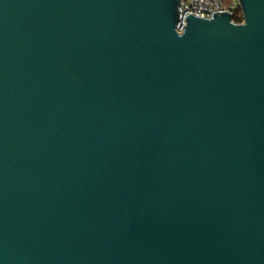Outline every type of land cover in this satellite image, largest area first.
Wrapping results in <instances>:
<instances>
[{
	"label": "water",
	"instance_id": "95a60500",
	"mask_svg": "<svg viewBox=\"0 0 264 264\" xmlns=\"http://www.w3.org/2000/svg\"><path fill=\"white\" fill-rule=\"evenodd\" d=\"M0 0V264H264V0Z\"/></svg>",
	"mask_w": 264,
	"mask_h": 264
},
{
	"label": "built area",
	"instance_id": "2783aa9c",
	"mask_svg": "<svg viewBox=\"0 0 264 264\" xmlns=\"http://www.w3.org/2000/svg\"><path fill=\"white\" fill-rule=\"evenodd\" d=\"M237 8L240 9L238 0H231L228 5L223 0H180L176 30L179 33L183 31V26L186 25L185 17L190 13L203 17L211 16L216 12H229L233 21H235V16L240 17L242 21L241 10L237 15L234 13V10Z\"/></svg>",
	"mask_w": 264,
	"mask_h": 264
},
{
	"label": "rangeland",
	"instance_id": "374dc122",
	"mask_svg": "<svg viewBox=\"0 0 264 264\" xmlns=\"http://www.w3.org/2000/svg\"><path fill=\"white\" fill-rule=\"evenodd\" d=\"M223 1H224V3H226L227 5L230 4V0H223ZM239 12H240V9H239V8H237V9L234 10V13H235L236 15H237Z\"/></svg>",
	"mask_w": 264,
	"mask_h": 264
},
{
	"label": "trees",
	"instance_id": "16d2710c",
	"mask_svg": "<svg viewBox=\"0 0 264 264\" xmlns=\"http://www.w3.org/2000/svg\"><path fill=\"white\" fill-rule=\"evenodd\" d=\"M231 1V0H230ZM226 4V3H225ZM234 20L236 21V22H239V21H241V18L240 17H237V16H235L234 17Z\"/></svg>",
	"mask_w": 264,
	"mask_h": 264
}]
</instances>
